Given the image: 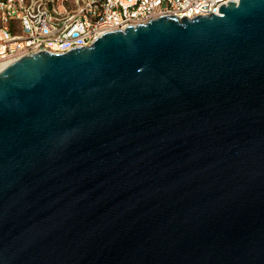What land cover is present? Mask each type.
<instances>
[{"label":"water","instance_id":"water-1","mask_svg":"<svg viewBox=\"0 0 264 264\" xmlns=\"http://www.w3.org/2000/svg\"><path fill=\"white\" fill-rule=\"evenodd\" d=\"M219 12L0 71V264H264V0Z\"/></svg>","mask_w":264,"mask_h":264},{"label":"built area","instance_id":"built-area-1","mask_svg":"<svg viewBox=\"0 0 264 264\" xmlns=\"http://www.w3.org/2000/svg\"><path fill=\"white\" fill-rule=\"evenodd\" d=\"M228 1L0 0V71L24 55L90 46L108 31L159 16L221 14L219 7Z\"/></svg>","mask_w":264,"mask_h":264}]
</instances>
